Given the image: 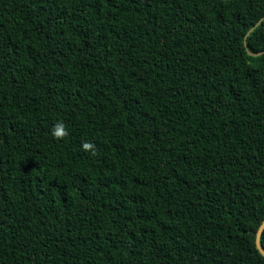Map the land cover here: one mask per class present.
Here are the masks:
<instances>
[{"label":"trees","instance_id":"1","mask_svg":"<svg viewBox=\"0 0 264 264\" xmlns=\"http://www.w3.org/2000/svg\"><path fill=\"white\" fill-rule=\"evenodd\" d=\"M262 208L264 0H0V264H264Z\"/></svg>","mask_w":264,"mask_h":264},{"label":"clouds","instance_id":"2","mask_svg":"<svg viewBox=\"0 0 264 264\" xmlns=\"http://www.w3.org/2000/svg\"><path fill=\"white\" fill-rule=\"evenodd\" d=\"M51 135L54 138H63L67 135V130L63 122H57L51 129ZM83 150L95 153L94 145L91 143H84L82 145Z\"/></svg>","mask_w":264,"mask_h":264},{"label":"water","instance_id":"3","mask_svg":"<svg viewBox=\"0 0 264 264\" xmlns=\"http://www.w3.org/2000/svg\"><path fill=\"white\" fill-rule=\"evenodd\" d=\"M254 28H255V26L251 29V31H253ZM263 231H264V220L260 224V226H259V228L257 230V234H256V246L260 250V252L264 255V248L261 245V235H262Z\"/></svg>","mask_w":264,"mask_h":264},{"label":"rangeland","instance_id":"4","mask_svg":"<svg viewBox=\"0 0 264 264\" xmlns=\"http://www.w3.org/2000/svg\"><path fill=\"white\" fill-rule=\"evenodd\" d=\"M264 212V208H262L260 210V214H254L253 216L247 218L244 222L245 226H249L250 224H252L253 222H255V219H258L260 217V215Z\"/></svg>","mask_w":264,"mask_h":264}]
</instances>
